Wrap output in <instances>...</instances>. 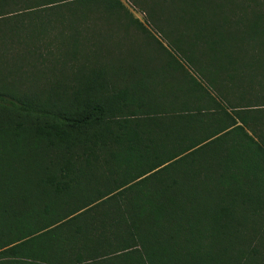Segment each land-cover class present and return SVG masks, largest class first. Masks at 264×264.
<instances>
[{
	"label": "trees",
	"instance_id": "trees-1",
	"mask_svg": "<svg viewBox=\"0 0 264 264\" xmlns=\"http://www.w3.org/2000/svg\"><path fill=\"white\" fill-rule=\"evenodd\" d=\"M128 2L0 0V264H264V0Z\"/></svg>",
	"mask_w": 264,
	"mask_h": 264
},
{
	"label": "rangeland",
	"instance_id": "rangeland-1",
	"mask_svg": "<svg viewBox=\"0 0 264 264\" xmlns=\"http://www.w3.org/2000/svg\"><path fill=\"white\" fill-rule=\"evenodd\" d=\"M124 3L129 7L130 11L135 15L136 18L140 19L141 21H145V16L143 13L139 12L128 0H123ZM148 24V23H145ZM148 29L150 32L153 34L152 39H158L161 41L164 45L168 46L167 40L160 34L156 33L151 24H148ZM110 41L106 42V40L103 42V45L107 48V52L109 53L112 58L116 60L117 56H119V52L116 47L110 48L107 47V45L111 46V44L115 45L114 43H109ZM107 43V44H106ZM124 43L127 47H129L132 51V53H138L141 54V58L144 59L145 61L150 62V64L155 63V58L154 55L151 54V51L153 50L154 46L151 45L148 47L145 45V43L142 42L141 38H133V37H128L124 39ZM116 46V45H115ZM178 58L181 59L180 56H177Z\"/></svg>",
	"mask_w": 264,
	"mask_h": 264
}]
</instances>
